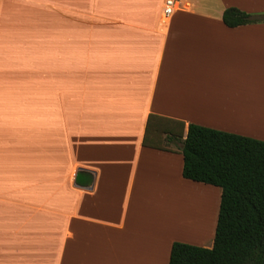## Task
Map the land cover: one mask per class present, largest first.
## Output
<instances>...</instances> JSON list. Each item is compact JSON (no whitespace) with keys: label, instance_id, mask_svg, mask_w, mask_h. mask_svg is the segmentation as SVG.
Here are the masks:
<instances>
[{"label":"crops","instance_id":"obj_1","mask_svg":"<svg viewBox=\"0 0 264 264\" xmlns=\"http://www.w3.org/2000/svg\"><path fill=\"white\" fill-rule=\"evenodd\" d=\"M163 1L0 0V264H169L175 241L213 245L222 189L183 176V141L190 123L264 122L241 108L264 22L222 18L264 0H181L165 25ZM183 195L195 231L145 208Z\"/></svg>","mask_w":264,"mask_h":264},{"label":"trees","instance_id":"obj_2","mask_svg":"<svg viewBox=\"0 0 264 264\" xmlns=\"http://www.w3.org/2000/svg\"><path fill=\"white\" fill-rule=\"evenodd\" d=\"M230 27L264 14L226 7ZM185 178L219 186L211 247L175 241L169 264H264V140L190 123L182 146Z\"/></svg>","mask_w":264,"mask_h":264},{"label":"rangeland","instance_id":"obj_3","mask_svg":"<svg viewBox=\"0 0 264 264\" xmlns=\"http://www.w3.org/2000/svg\"><path fill=\"white\" fill-rule=\"evenodd\" d=\"M255 13L264 14V12H255ZM257 22H264V19H262L261 21H256L254 23H257ZM262 62H263L262 67H258L254 70H251V69L248 70V72L250 74L249 82L247 84L248 85V92H251L253 95H254V93H256L254 96L255 98H253V97L247 98L245 96L243 99H241L242 100L241 108L245 107L244 110L249 109V110H251L255 113H258V114L264 113V60ZM246 87L247 86H245V89H246ZM243 90L244 89L240 90V92ZM256 95H258V96H256ZM253 120L254 121H252L251 123L246 122L245 124L235 120V123L238 126H240L239 127L240 133H243V134L248 135V136L253 137V138H258V139L264 140V122H262V118H260V116H258V117H255ZM169 184H170V188H172L173 182H169ZM215 190H220V189L215 187ZM184 193H187V192H184ZM187 195H189V193ZM185 197L186 196L183 195L182 198H180V197L174 198L171 196L169 198H155L156 203H154V200H152L151 205H145V208L147 211H150L152 213V215H155V210H154L155 206L157 204L164 206L165 208L162 211L163 214L172 216L175 220L182 222L184 224V226H182L183 229L195 231L194 227L196 226V224H194V222H191V224L187 222V224H185L181 220L180 216L178 215V213L175 210V209H178L181 207V203H182V201H184ZM6 199L7 198H5V197H0V205L2 203H5ZM214 199L216 201V221H215V226H216L218 211H219V203H220L219 194H214ZM29 204H31L30 201L24 200L25 207H27ZM26 213H28L27 215L30 216L32 212H25V214ZM210 225H211L210 227L212 228L213 223L210 222ZM194 231H193V233H194ZM214 233H215V230H214ZM210 234H211V231H210ZM207 237H209V236H207ZM211 238L212 237H210L205 243H209ZM214 238H215V235H214ZM214 238H212L211 243H214ZM191 241H196V240L192 237Z\"/></svg>","mask_w":264,"mask_h":264},{"label":"built area","instance_id":"obj_4","mask_svg":"<svg viewBox=\"0 0 264 264\" xmlns=\"http://www.w3.org/2000/svg\"><path fill=\"white\" fill-rule=\"evenodd\" d=\"M181 0H164L161 8V23L168 24L170 18L178 10Z\"/></svg>","mask_w":264,"mask_h":264},{"label":"water","instance_id":"obj_5","mask_svg":"<svg viewBox=\"0 0 264 264\" xmlns=\"http://www.w3.org/2000/svg\"><path fill=\"white\" fill-rule=\"evenodd\" d=\"M94 179L95 174L91 170L81 167L76 172L75 184L76 186L89 187L93 184Z\"/></svg>","mask_w":264,"mask_h":264}]
</instances>
